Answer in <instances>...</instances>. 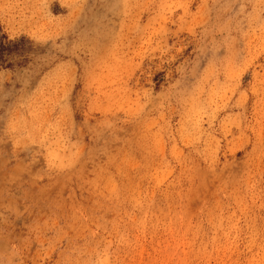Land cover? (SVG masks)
<instances>
[{"label": "rangeland", "instance_id": "rangeland-1", "mask_svg": "<svg viewBox=\"0 0 264 264\" xmlns=\"http://www.w3.org/2000/svg\"><path fill=\"white\" fill-rule=\"evenodd\" d=\"M0 27V264H264V0H0Z\"/></svg>", "mask_w": 264, "mask_h": 264}, {"label": "trees", "instance_id": "trees-1", "mask_svg": "<svg viewBox=\"0 0 264 264\" xmlns=\"http://www.w3.org/2000/svg\"><path fill=\"white\" fill-rule=\"evenodd\" d=\"M20 43V42H19ZM24 49V45H18L13 41H10L8 37L3 34L2 28L0 27V67H10L11 65L8 64V58L10 55L17 51L21 54Z\"/></svg>", "mask_w": 264, "mask_h": 264}]
</instances>
